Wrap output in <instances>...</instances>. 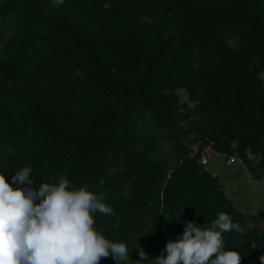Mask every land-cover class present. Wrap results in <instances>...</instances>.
<instances>
[{"label":"trees","instance_id":"trees-1","mask_svg":"<svg viewBox=\"0 0 264 264\" xmlns=\"http://www.w3.org/2000/svg\"><path fill=\"white\" fill-rule=\"evenodd\" d=\"M262 72L264 0H0V174L102 195L115 216L94 227L132 261L225 212L244 231L224 250L261 264L264 209L241 212L187 145L264 181Z\"/></svg>","mask_w":264,"mask_h":264},{"label":"clouds","instance_id":"clouds-1","mask_svg":"<svg viewBox=\"0 0 264 264\" xmlns=\"http://www.w3.org/2000/svg\"><path fill=\"white\" fill-rule=\"evenodd\" d=\"M63 3L53 0L54 7ZM31 173V167H24L11 183L0 174V264H100L109 257L116 264H141L148 259L139 246L140 260L132 261L125 243L95 229L97 212L115 216L102 195L86 186L76 188L63 175L56 183L34 188ZM232 231L241 234L244 229L225 212L218 213L210 226L185 221L182 235L166 244L167 255L148 264H241L238 252L224 250L222 234ZM260 261L264 264V256Z\"/></svg>","mask_w":264,"mask_h":264},{"label":"rangeland","instance_id":"rangeland-1","mask_svg":"<svg viewBox=\"0 0 264 264\" xmlns=\"http://www.w3.org/2000/svg\"><path fill=\"white\" fill-rule=\"evenodd\" d=\"M261 78L264 81V72L261 73ZM184 100L186 94L181 96ZM225 158L221 156H213L205 165L211 172L218 174L219 181L225 190L226 195L233 201L232 204L238 207L240 210L249 212L251 210H260L264 207L258 205L259 191L255 188L253 182L242 174L233 175L231 172L224 170ZM249 181V182H248ZM232 183V184H231ZM233 186V187H232Z\"/></svg>","mask_w":264,"mask_h":264},{"label":"crops","instance_id":"crops-1","mask_svg":"<svg viewBox=\"0 0 264 264\" xmlns=\"http://www.w3.org/2000/svg\"><path fill=\"white\" fill-rule=\"evenodd\" d=\"M215 156H221V157H224L225 158V163H224V170L226 172H231L233 175H237L239 174V171H240V174H242L244 177L248 178L251 182H253L255 184V186H258V187H255L260 193H259V202H257L258 205H261V207H264V181H261V180H255L253 178V176L251 175V173L248 171V169L246 168V166L243 164V162L241 160H239L238 158H235L232 162L228 163V156L226 155H222V154H217V155H214ZM213 173V172H212ZM214 174V173H213ZM214 175L218 176L217 173H215ZM249 182V181H248ZM221 183V182H220ZM232 184V183H231ZM221 187H222V190L224 192V194L226 195L225 193V190L222 186V183H221ZM233 187V186H232ZM226 197L231 200L227 195ZM232 201V200H231ZM233 202V201H232ZM235 206V205H234ZM236 207V206H235ZM238 208V207H237ZM239 209V208H238ZM264 209V208H262ZM240 210V209H239ZM261 210V209H260ZM241 212L245 213V214H248V215H251V214H255L257 213V210H251L249 212H245V211H242L240 210ZM259 211V210H258Z\"/></svg>","mask_w":264,"mask_h":264},{"label":"built area","instance_id":"built-area-1","mask_svg":"<svg viewBox=\"0 0 264 264\" xmlns=\"http://www.w3.org/2000/svg\"><path fill=\"white\" fill-rule=\"evenodd\" d=\"M187 146L191 151V155H195L196 153L200 154L199 162L204 165H206L208 160L216 154V151L214 150V148L210 143L204 144L201 140L189 142ZM234 159H235L234 156H229L227 162L230 163Z\"/></svg>","mask_w":264,"mask_h":264}]
</instances>
